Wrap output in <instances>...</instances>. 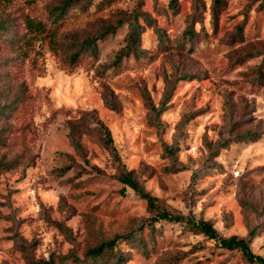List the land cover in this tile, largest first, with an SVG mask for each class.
I'll use <instances>...</instances> for the list:
<instances>
[{"label": "rangeland", "instance_id": "1", "mask_svg": "<svg viewBox=\"0 0 264 264\" xmlns=\"http://www.w3.org/2000/svg\"><path fill=\"white\" fill-rule=\"evenodd\" d=\"M62 2L0 0V264H250L160 210L264 256V0ZM137 14L129 55L128 23L83 44Z\"/></svg>", "mask_w": 264, "mask_h": 264}, {"label": "trees", "instance_id": "2", "mask_svg": "<svg viewBox=\"0 0 264 264\" xmlns=\"http://www.w3.org/2000/svg\"><path fill=\"white\" fill-rule=\"evenodd\" d=\"M214 1V7H218L221 3H223V0H213ZM79 0H63L62 4L58 6V14L55 18H61L64 15H66L69 7L73 3H77ZM170 5L172 7L176 6L177 3L175 1L171 2ZM140 15L143 16L145 20H150L151 16L150 13L147 11H141ZM25 28L31 32V33H37V34H47L49 33V29L46 27L45 22L42 20H35L34 18L30 16H25ZM128 23L131 27L128 35V44L124 48L122 55H129L131 51L137 50L136 42L137 37L140 34V22L138 14L134 16H129L127 18H120L118 22L114 25H106L105 29L101 30L95 37H89L86 38L83 42L85 46L91 49H96V41L107 34L114 32L118 27H121L122 25ZM190 33H193L191 31ZM76 57L80 54L79 51L75 52ZM74 53V54H75ZM2 109H0V112ZM101 127L105 133L106 141L108 144H112L114 142V138L112 135V132L110 128L101 122ZM123 181L126 185H129L132 187L136 192H138L143 198H145L148 202V206L152 210H159L157 200L154 196H152L149 192H147L144 187L140 184V182L133 176V172L131 170L125 171L123 173ZM158 219L161 220H169V221H187L191 226L196 228L199 232L204 233L211 239L217 240L220 245L226 249L234 250V249H240L244 255L246 256L247 260L250 262V264H264V256L260 254H256L252 250V238L254 236V232L250 233V237H241L238 235H231V236H223L219 233L218 229L214 226V224L210 220H206L204 218L196 219L193 217H186L183 215H173L172 213L166 211V210H160L158 213V216H156ZM132 233H128L127 236H131ZM124 237V235H116L113 239L104 241L91 249V255H93L95 258H98L101 256V253L107 249L109 251H114L115 244L119 239ZM119 254V253H118ZM121 258H123L124 255L119 254Z\"/></svg>", "mask_w": 264, "mask_h": 264}]
</instances>
